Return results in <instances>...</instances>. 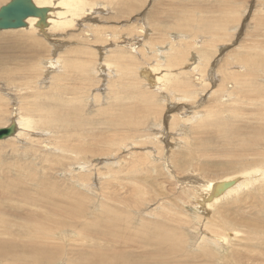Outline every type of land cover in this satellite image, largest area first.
<instances>
[{
	"label": "rangeland",
	"instance_id": "obj_1",
	"mask_svg": "<svg viewBox=\"0 0 264 264\" xmlns=\"http://www.w3.org/2000/svg\"><path fill=\"white\" fill-rule=\"evenodd\" d=\"M7 1L8 0H3L1 4ZM91 2H97L94 3L97 7H94L91 11H86L83 15L84 17L78 18V20H76L77 22L73 25L67 26L66 28L68 29L57 28L48 32V37L46 35L44 38L39 37L42 44L22 45L16 43V40H19L16 36L23 35L22 32L18 31L10 34L5 33L4 36H0V127L10 124L14 120L16 108H19L20 94L19 92H15L16 87L30 83V85L33 86V91L37 90L36 88L38 87H43L47 90V85L51 84V76L61 72H63L64 75L67 74L68 77L64 84H72L77 71L83 70L81 69V60H89L91 58V60H94V68H91L93 72L89 71V77L91 76L90 84L83 82L84 85L89 84L83 91H80L81 86L77 85V90L68 95L80 97V101H74L73 104H68L66 102V104L75 107L79 112V118L87 122L91 120V113L94 118L112 120V106L117 103L113 98L112 88L114 83L119 81L123 84L121 92L125 93V95L119 98V106L116 105L118 111H120V113L122 112L121 114L118 112L119 116H117V118L120 121H126L127 119L128 122L134 125L137 124V126L131 128L140 130L141 136L138 137V134L135 135L130 131H120L117 134L112 132L107 136L89 134L78 126V133L63 140L61 142V150H55V145L57 146V142L61 138L63 132L73 128L72 125H68L62 128L57 127V131L45 132V130L44 132L47 134L44 133V136L47 135L45 136L48 139L47 145L44 143L45 137L43 133L41 134L42 130L32 131L28 135H23L19 138H11L13 140L0 139V253H3L0 263L5 259H10L12 261L17 260L15 258L16 256L22 257L25 255L28 259L26 264H31L33 259L32 256L28 255L27 249L22 247L13 248L11 245H20L23 242H28L30 238L36 237L37 235H34L33 232L38 229L42 230L40 226L43 223H47V225L46 229H43L42 235H51L55 238V243L61 240H68L63 245L65 249H68L67 251H64V249H55L54 251H57L58 254L66 252V255L72 259V262L80 261V256L84 253V249L89 246L91 247L92 244L96 246L98 241L102 240L100 234L110 230L109 227L111 225H115V228L119 230V232H123L125 225L122 224L125 222V217L121 219V222L114 221L112 219L114 215L110 213L111 211L113 213H119L120 215L135 217V219L128 224L130 232L135 233L134 229L138 228L142 220H149L154 224V219L145 215H150V213L154 215V212L156 213L158 209H162V206L164 207V212L172 208L177 212L179 211L178 214L166 215L165 217H169L170 219L165 221L176 231H182L184 229L182 232L190 241L189 245H186L187 250L184 253L193 250L201 252L202 249H198L200 248L198 247L200 244L199 242L202 241V237L206 236L208 231L210 233L207 223L209 222L208 220H211L216 214V208L219 209L220 206H228L229 203L232 204L235 202L234 205L229 207V213L235 212L232 214L238 218L240 214L248 213L254 202L259 203L258 200H262L256 197V195L261 192L259 188L264 187V182L262 185L260 182H254L251 187H246V190L243 188L244 191L242 189V191H238L239 193H234V196L226 197L224 201L220 202L215 208L204 205H200L201 207L199 208L194 206L195 204H193V202L201 198L200 196L202 194V196L208 194L202 185L207 184L209 180L221 178L233 172L234 176L241 175V171L239 170L242 167V163L240 160L244 155L239 154H245V152L242 151V147L238 145L239 143L229 144V141H224V137L221 136L222 139L219 134L216 135V138L212 135L213 133H204L194 136L191 131L193 120L187 121L188 118H184L182 115L186 114V116L190 118L195 111L200 112V115H202L205 106L209 103L212 104L213 100L217 101L222 94L227 93V90L224 89L226 86L223 85L224 87H221V83L223 84V77L219 72V67L222 69V64H224V62L232 60L231 71L234 73L242 72L244 74L247 72L245 71L246 58L254 57V62H256L260 55L262 56L263 54L264 57V0H95ZM61 8H58L57 11L64 10ZM98 14L102 17H99ZM224 18L227 19L228 23L225 22L226 19ZM89 21H92V24ZM87 22L89 27L86 26ZM223 22H225V24H223ZM259 22L262 23L261 26H258ZM102 23H104V25H102ZM75 24L78 25L76 26ZM217 24L218 26L227 24V36L223 37L222 35H224V33L222 34L221 29L218 30L215 28ZM99 27L100 29L96 30V28ZM213 28L218 32L217 34H222L221 37L223 38L219 40V36L217 42H214L215 45H208L207 43L213 39L212 34L214 32H210V29L213 30ZM113 29L114 31H112ZM67 31H71L70 34ZM72 31L77 32L73 34ZM170 32L172 35H170ZM112 34L116 35L114 36L115 38ZM5 36L9 38L7 39ZM97 36H99V38H97ZM160 36L162 38H160ZM173 38L174 40H172ZM51 41L56 42V44L59 43V45L63 44L67 46L64 48H59L60 46L54 47L56 51L54 52L53 46L51 47ZM14 42L15 44H13ZM117 42L122 44V46H119ZM177 42H179V44H177ZM201 43H204V45H201ZM89 44H91V46ZM33 45L35 48L32 47L34 49H31ZM97 45L99 46L96 48ZM158 45H160L161 48ZM131 46H134V48ZM167 46L182 49L186 52L184 57L185 62L181 64V66L174 67L173 65L171 67V69L175 71L174 74L172 73V76L174 78L178 77L179 79L175 81L172 80L171 83L168 84V86L170 85L169 87L165 86L162 90L154 89V91H151L145 86L147 82L143 80V83L142 80L139 79V77L142 79L145 77L141 70L144 69L146 71L151 65L156 63L161 64L162 62L166 70H164L165 68L163 67L161 70L159 69V71L162 73L167 72L169 68L164 65V63H167L164 62L167 59L166 53H170V51L166 52V48L168 49ZM201 46L203 47L201 48ZM27 48L31 50H27ZM65 48L66 50L60 55L62 57L60 60L63 62V59H65L69 63L71 57L75 58V61L72 62L74 68H63L61 63L58 62V66L54 71V68H50L48 71V65L45 67L44 63L54 58L57 60V57L54 56H57L59 51L62 52V49ZM130 48H133L134 52L137 51L134 53ZM209 48H211L210 54L206 52ZM69 49L70 52L68 53ZM118 51H123L124 57L122 62L116 65L111 60H117L114 58L115 55L113 54ZM188 51L191 52L189 53ZM202 51L206 56L205 58L208 57L209 63L198 66L197 72L190 71V66L195 59H197V57L201 59ZM236 51L240 52V54H244L242 58L239 57L241 60L233 58L237 54ZM25 52L28 53L25 54ZM90 53L93 54L91 57L88 55ZM246 54L248 55L246 56ZM255 55L259 56L256 57ZM107 57L108 59H106ZM105 59L110 60V62H112L111 64L114 66V69H112L113 72H109V76L107 75L109 71V69H107L108 61ZM100 63H106V66L104 67L105 70L100 69L99 72L98 66ZM189 63L190 65H188ZM35 66H38L39 70L37 71L34 69L36 72H32L31 69ZM237 67L238 69H236ZM254 67L256 68V66ZM177 69H179V72H176ZM87 71L88 70H86V72ZM46 72H50L51 74L48 73L47 81L43 82ZM196 73H200L203 80H206L204 81L206 86H201L197 83ZM261 78H264V72L258 70V73H255L254 70V88L259 85L257 86L258 90L254 91V98L257 99L254 100V107L250 104L245 106L241 102V98L235 94L231 95L230 98H224L225 101H223L221 109V111L223 110L221 120L225 122L222 124L225 129H222L221 132L226 133L227 129H230L228 128L229 124L233 128L236 127L239 129L240 133L243 131L247 133L249 129L246 128L247 131L244 130V126L238 122L239 120L248 122L247 125L250 127L251 125L258 126V124L263 123L262 129L264 131V111L260 113V111L264 109V81H262ZM136 79H138L141 84H139ZM37 80L39 81L38 83ZM188 81L192 85H189ZM42 82L45 84H40ZM230 86H232V83H230ZM216 88L217 90L219 89L218 93L213 92ZM70 89L73 90L72 87H70ZM230 89H233V87H230ZM142 92L153 93L157 98V102H147L143 100L141 97V94H143ZM165 92L169 94L168 97L164 95ZM93 93H97L96 98L98 99L95 100V98L92 97ZM32 94H34L32 90L25 93L27 97L24 98V107L22 110L25 111L28 109L38 113L39 109L45 107L41 104L46 102L44 99H47V97L42 96V99H36ZM188 96L190 100H187ZM162 97L165 98L163 99ZM49 103L51 102H46V104ZM244 106V114H246H243L244 119H241V117L237 115L239 112H236L235 109ZM102 110H105L107 113L102 114ZM253 110L254 112L260 111L253 115L251 114ZM173 115L176 116L174 121H172ZM113 138L117 144L113 146L111 152L103 155L99 160L97 159L95 161L94 159V162L92 160L85 163L77 161L79 154L66 150L72 143L88 140L99 144V146H101L99 152L104 153V141ZM122 139L128 142L130 141L131 143L136 141L137 144L135 145L137 146L150 145L153 148L152 155H154V158H152L149 153L148 155L151 158H148V155H145L143 152L144 149L141 152L137 147L134 149L129 148L127 152L122 151L124 147L119 149ZM192 144L195 147H193V149H191ZM47 146L50 147L47 148ZM132 150L134 152L133 154H131ZM199 150H204V153L201 151L200 152L203 154L199 153ZM211 150L213 152L218 151V154L204 155L206 152L210 154ZM254 150L256 149L254 148ZM260 150H264V147L260 148ZM248 157L254 164H257V161L260 162L264 158L262 154L248 155ZM71 158H74L76 161L72 162ZM79 162H81V164ZM116 162L118 164H116ZM80 165L83 166L81 167ZM110 169H113L115 172L110 171ZM43 178L49 180V183H44L42 181ZM193 186L195 188L198 187L197 192H195ZM200 189H202V191ZM205 191L207 193H205ZM7 193H10V195H7ZM236 194H238V196ZM72 196H74V199H72ZM25 197H29L32 203H26ZM41 198H44V201H42ZM141 202L147 203V205H142L143 207L140 208L139 205H141ZM56 208H64L76 214H79L80 210L83 209L84 213L81 215L80 219L64 217L60 216L55 211ZM152 209L156 210L153 211ZM141 210L144 215L141 214ZM234 215L233 217H235ZM106 217H109L108 227H106ZM178 218L186 220L188 224L184 225L180 223ZM195 225L198 226L195 228ZM227 225L228 223L225 229L231 227H227ZM244 228L242 227L243 232L240 235L243 240L240 238L238 242H232L235 244L238 243L241 247L238 246L239 248L233 250L231 249L233 245L230 244L227 247L225 245V248L230 247V250H225V252L227 251L229 253H221V251L213 254L212 256L214 257L208 256L205 257L204 260L203 258H199L194 263L193 261L181 259V257V262L177 263L176 257H172L171 264H233V257L236 256L238 252L243 256L246 255L244 258L245 264H254L251 259L252 256H254V252L250 250L252 249L251 247H254V244L252 245L250 242L257 243L256 245L260 246L261 250H264V242L258 243L256 239L250 241L253 235L252 232H250L252 230L246 227L247 230L245 229V231L247 234L249 233L246 235ZM151 231L156 232L153 228ZM153 232H151V237L147 239V244H144L142 249H134V253L132 250L130 251L131 254H137L138 257L136 256V260L133 259V262L129 261L128 264H151L152 262H149L143 255L146 253H148L149 256H155L157 260L159 259V256L153 254L159 249L158 246H160ZM146 236L147 235H145V239ZM196 236L197 238H195ZM247 238L250 240L248 241ZM71 240H73V242H71ZM7 243L8 246H2ZM102 243L103 245L105 244L104 242ZM230 252H237V254L234 253V255ZM196 255L197 257H202L201 253H196L195 256ZM227 255H231V258H224ZM162 258L170 260L168 256ZM259 258H261L259 264H264V255H261ZM55 264H70V262L64 261Z\"/></svg>",
	"mask_w": 264,
	"mask_h": 264
},
{
	"label": "bare ground",
	"instance_id": "obj_2",
	"mask_svg": "<svg viewBox=\"0 0 264 264\" xmlns=\"http://www.w3.org/2000/svg\"><path fill=\"white\" fill-rule=\"evenodd\" d=\"M3 0H0V8L6 4H8L11 0H8L6 3L1 4ZM35 2L36 5L38 6H47L49 7V12L47 15V24L43 26V28L40 29V27L38 28L37 22H38V17H29L27 19V26L26 27H22V28H18V29H8V30H0V36H4L5 33H12V32H22L23 35L21 36H16L17 39L16 43L18 44H22V45H30V44H42L41 39H39V37L44 38V37H48V32H51L54 29L57 28H63V29H68L66 28L67 26H71L73 25L75 22H77L76 20H78V18L82 17L86 11H91L94 7H97L96 4L97 2H91V1H95V0H33ZM102 1V0H101ZM105 1V0H104ZM110 1V0H109ZM115 1V0H113ZM100 2V1H99ZM107 2V1H106ZM147 3V2H146ZM111 4V3H110ZM113 4V3H112ZM104 5V4H103ZM63 8V11H57L58 8ZM61 8V9H62ZM100 8V7H99ZM208 8V7H207ZM89 14V13H88ZM89 16V15H88ZM99 16V14H98ZM241 16V15H240ZM84 17V16H83ZM87 17V16H86ZM85 17V18H86ZM102 17V16H99ZM260 17V16H259ZM84 18V19H85ZM97 18V17H96ZM108 18V17H107ZM190 18V17H189ZM222 18V17H221ZM262 18V17H261ZM260 18V19H261ZM82 19V18H81ZM83 19V20H84ZM109 19V18H108ZM188 19V18H187ZM226 19V18H224ZM258 19V18H257ZM263 19V18H262ZM261 19V21H262ZM87 20V19H86ZM85 20V21H86ZM90 20V19H89ZM99 20V19H98ZM101 20V18H100ZM104 20V19H103ZM110 20V19H109ZM183 20V18H182ZM189 20V19H188ZM187 20V21H188ZM264 20V19H263ZM84 21V22H85ZM192 21V20H191ZM221 21V19H220ZM90 22V21H89ZM92 22V21H91ZM90 22V23H91ZM215 22V21H214ZM226 23H228L227 19L225 21ZM225 22H223V24H225ZM263 22V21H262ZM82 23V21H81ZM79 24V22H78ZM78 24H75L76 26ZM92 24V23H91ZM219 25L217 24V26H215L216 29L222 31V34L224 33V35L222 34H217L218 32L213 28V30L210 29V32H214L212 34L213 39L211 37V41L208 42V45H215L214 42H217V38L220 36L219 40H222V38L224 36H227V27L226 25ZM261 22L258 23V26H261ZM88 22L87 25L88 26ZM102 25H104V23H102ZM106 25V24H105ZM114 25V24H113ZM149 25V24H148ZM180 25V24H179ZM216 25V24H215ZM81 26V25H80ZM79 26V27H80ZM98 26V25H97ZM101 26V25H100ZM108 26V25H107ZM111 26V25H110ZM142 26V25H141ZM140 26V27H141ZM89 27V26H88ZM94 27V26H92ZM96 27V25H95ZM113 27V26H112ZM162 27V26H161ZM160 27V28H161ZM178 27V26H177ZM72 28V27H71ZM82 28V27H80ZM116 28V27H115ZM143 28V27H141ZM145 28V27H144ZM157 28V27H156ZM180 28V27H179ZM89 29V28H88ZM87 29V30H88ZM94 29V28H93ZM100 29L99 28H96ZM239 29V28H238ZM43 30V31H41ZM73 30V29H72ZM78 30V29H77ZM83 30V29H82ZM108 30V29H107ZM150 30V29H149ZM153 30V29H152ZM182 30V29H181ZM240 30V29H239ZM84 31V30H83ZM86 31V30H85ZM89 31V30H88ZM95 31V29H94ZM114 31V29L112 30ZM158 31V30H157ZM156 31V32H157ZM165 31V30H164ZM176 31V30H175ZM68 32V31H67ZM71 32V31H70ZM70 32H68L70 34ZM73 32V31H72ZM74 31L73 34H75ZM78 32H82V31H78ZM107 32V31H106ZM153 32V31H152ZM57 33V32H56ZM93 33V32H92ZM104 33V32H103ZM113 33V32H112ZM158 33V32H157ZM156 33V35H157ZM163 33V32H162ZM174 33V32H173ZM196 33V32H195ZM65 34V33H64ZM95 34V33H94ZM116 34V33H113ZM112 34V35H113ZM144 34V33H143ZM142 34V35H143ZM176 34V33H175ZM189 34V33H188ZM46 35V36H45ZM51 35V34H50ZM57 35V34H56ZM60 35V34H59ZM66 35V34H65ZM104 36L106 34H103ZM109 35V34H108ZM139 35V34H138ZM160 35V34H159ZM158 35V36H159ZM164 35V34H163ZM166 35V34H165ZM170 35H172V33L170 32ZM180 35V34H179ZM187 35V34H186ZM185 35V36H186ZM191 35V33H190ZM221 35L223 37H221ZM253 35V34H252ZM54 36V33H53ZM63 36V34H62ZM67 36V35H66ZM79 36V35H78ZM90 36V35H87ZM103 36V37H104ZM107 36V35H106ZM116 35H113V37ZM120 36V35H119ZM151 36V35H150ZM178 36V34H177ZM183 36V34H182ZM55 37V36H54ZM59 37V36H58ZM76 37V36H74ZM91 37V36H90ZM89 37V38H90ZM95 37V36H94ZM109 37V36H107ZM106 37V38H107ZM190 37V36H189ZM204 37V36H203ZM208 37V36H207ZM5 38H9L7 36H5ZM51 38V37H50ZM72 38V37H70ZM88 38V39H89ZM97 38H99V36H97ZM115 38V37H114ZM126 38V37H125ZM160 38H162L160 36ZM164 38V37H163ZM181 38V37H180ZM179 38V39H180ZM187 38V37H185ZM194 38V37H193ZM110 39V38H107ZM106 39V40H107ZM112 39V38H111ZM152 39V37H151ZM159 39V38H158ZM165 39V38H164ZM170 39V37H169ZM178 39V40H179ZM204 39V38H203ZM47 40V39H46ZM59 40V39H58ZM62 40V38H61ZM71 40V39H70ZM93 40V39H92ZM97 40V39H96ZM120 40V37H119ZM167 40V39H165ZM174 40V38L172 39ZM177 40V39H176ZM218 40V41H219ZM49 41V40H47ZM46 41V42H47ZM57 41V40H55ZM75 41V40H74ZM77 41V40H76ZM88 41V40H87ZM111 41V40H110ZM115 41V40H114ZM130 41V40H129ZM151 41V40H150ZM186 41V40H185ZM203 41V40H202ZM206 41V40H205ZM52 42V41H51ZM89 42V41H88ZM98 42V41H97ZM122 42V40H121ZM124 42V41H123ZM147 42V41H146ZM80 43V42H79ZM111 43V42H110ZM119 44V46H122V44H120L119 42H117ZM161 43V42H160ZM184 43V42H183ZM197 43V42H196ZM15 44V42L13 43ZM49 44V43H48ZM51 47L53 46V50L54 52L55 49L54 47H65L67 45H59V43L56 44V42H52L51 43ZM92 44V43H91ZM91 44H89L91 46ZM117 44V45H118ZM125 44V43H124ZM127 44V43H126ZM157 44V43H156ZM171 44V42H170ZM177 44H179V42H177ZM193 44V42H192ZM204 45V43H201V45ZM45 45V44H44ZM87 45V44H86ZM106 45V44H105ZM128 45V44H127ZM163 45V44H162ZM189 45V44H188ZM246 45V44H245ZM99 45L96 46V48ZM135 46V45H134ZM134 46H131L134 48ZM160 47V45H158ZM166 46V45H165ZM217 46V45H216ZM253 46V45H251ZM28 47V46H27ZM34 47L31 46V49ZM126 47V46H125ZM146 47V46H145ZM158 47V48H159ZM164 47V46H163ZM168 49L166 48V52L170 51V53H166L167 55V59L164 62L165 66H167L169 68V70L165 73H162L161 71H159V69L161 70V68H163L164 66L162 65L163 63L161 62V64H154L151 65L149 67V69H147L146 72L144 69L141 70L144 79L140 78V80H143L147 82V84L145 86H147L151 91H154V89H164V87L168 86V84L171 83V81H175L178 80V77H173L172 73L174 74V69H171V67L174 65V67L177 66H181V64H183L185 62V54L186 52L182 49H176L173 47H169L167 46ZM203 46H201L202 48ZM254 47V46H253ZM256 47V46H255ZM69 48V47H68ZM75 48V47H74ZM114 48V47H113ZM127 48V47H126ZM133 48H130V50H133ZM152 48V47H151ZM155 48V47H154ZM157 48V47H156ZM161 48V47H160ZM159 48V49H160ZM194 48V47H193ZM198 48V47H197ZM205 48V46H204ZM247 48V47H246ZM257 48V47H256ZM30 49V48H29ZM27 48V50H29ZM30 49V50H31ZM129 49V48H127ZM147 49V48H146ZM264 49V48H263ZM61 50V49H60ZM65 49H62V52L59 51V54L54 57H57L54 59H50L48 61H43L45 62L44 65L45 67H47L48 65V71L50 68H54L53 71L55 70V68H57V63H61V66L63 68L68 67V68H74L73 67V63L75 61V58L71 57L70 62L68 63L65 59H63V62L60 60L62 57L60 56L61 53H63ZM85 50V49H83ZM101 50V49H99ZM129 50V51H130ZM162 50V49H161ZM191 50V49H188ZM215 50V49H214ZM24 51V49H23ZM73 51V50H72ZM102 51V50H101ZM130 51V52H132ZM137 51V50H136ZM135 51V52H136ZM163 51V50H162ZM192 51V50H191ZM190 51V52H191ZM211 48H209L206 52H208L210 54ZM241 51V50H240ZM29 52V51H28ZM28 52H25V54H27ZM32 52V51H31ZM53 52V54H54ZM58 52V50H57ZM70 52V49L68 51V53ZM84 52V51H83ZM82 52V53H83ZM108 52V51H107ZM106 52V53H107ZM134 52V53H135ZM156 52V51H155ZM189 52V51H188ZM189 52V53H190ZM213 52V51H212ZM218 52V51H217ZM237 52V51H236ZM244 52V51H243ZM264 52V51H263ZM110 53V52H109ZM154 53V52H153ZM193 53V52H192ZM191 53V54H192ZM23 54V52H22ZM98 54V53H97ZM139 54V53H138ZM150 54V53H149ZM152 54V53H151ZM195 54V53H194ZM202 56L201 59L197 57V59H195V61L192 63V65L190 66V71L193 72H197L198 70V66L204 64V63H209V59L208 57L205 58L206 56L204 55V52H201ZM216 54V53H214ZM90 55V57L93 55L92 53L88 54ZM113 55L115 59H117L116 61L111 60L112 62H114L116 65H119L124 57V52L123 51H118L115 52ZM235 55V54H234ZM248 54H246L247 56ZM33 56V55H32ZM35 56V55H34ZM97 56V55H96ZM163 56V55H162ZM244 56V54H240V52H237L236 56H234V59H240ZM250 56V55H249ZM254 56V55H253ZM256 56V55H255ZM259 56V55H257ZM256 56V57H257ZM70 57V56H69ZM111 57V55H110ZM194 57V56H193ZM232 57V56H231ZM241 57V58H239ZM195 58V57H194ZM225 58V57H224ZM229 58V57H228ZM99 59V58H98ZM108 59V57L106 58ZM105 59V60H106ZM160 59V58H159ZM191 59V58H190ZM254 57L252 58H246L245 62H246V66H245V72L244 74L242 72H236L234 73L233 71H231V65H232V60H228L227 62H224V64H222V69L219 67V72L222 74L221 76L223 77L222 82L221 83V87L223 88L225 85L227 90V93H224L220 96V98H218L217 101L213 100L212 104L209 103L207 106H205V108L203 109V114L200 115V112H194L192 117H188L186 116V114H183L182 117L184 118H188L187 121L193 120L192 122V128L191 131L193 133L194 136H198V135H202L204 133H213L212 135L216 138V135H220V137H224V141H229V144H234V143H239L238 145H240L242 147V151L245 152V154H239V155H244V157L240 160V162L242 163V167L239 171H241V175L239 176H234V172L233 173H229L227 175H224L221 178H217V179H212L209 180L207 182V184L202 185L203 188L206 189V191L208 192L207 195L204 196H200L201 198H198L197 201H194L193 204H195L194 206H196L197 208L201 207L200 205H204V206H209V207H217L219 205L220 202L224 201V199L226 197L229 196H234V193H237L238 191H242V189L246 188V187H251L252 184H254V182H260L261 185L264 182V158L262 161L258 162L257 164H254L253 161L251 159H249L248 155H254V154H262L264 157V150H260V148L264 147V131L262 129V125L263 123H256L258 124V126H254L251 125V127L249 125H247L248 122H244V120H239L238 122L243 124V129L246 130V128H248V132L244 133L243 132H239V129L233 128L231 125L228 124V128L226 133L225 132H221L222 129H225L222 124L225 123L224 121H222L221 117H222V104L223 101H225V97L230 98L231 95L235 94L236 96H239L241 98V102L246 106L247 104H250L252 107H254V100H257L256 98H254V91H257L258 88L257 85L254 88V70L255 73H258L259 71L264 72V57L263 54L262 56L260 55V57L257 58L258 61L254 62ZM56 60V61H55ZM108 61L107 63V69H109L107 75L109 76V72H113L112 69H114L113 64H111L112 62H110V60H106ZM188 61V60H187ZM235 61V60H233ZM94 60H91V58L89 60L87 59H82L81 60V69L83 70H79L77 71V73L75 74L74 77V81H72V84H64L67 77V74L64 75L63 72L61 73H57L56 75L53 74L51 76V84L47 85V90L44 89L43 87L40 88H36L37 90L33 91V86L29 84L27 85H23V86H18L15 89V92H19L20 94V102H19V108L15 110V115H14V122L17 124V130L15 132L14 135L6 138V139H10L13 140L11 138H19L20 136L23 135H28L30 132L35 131V130H42L41 134L45 132H52V131H57V127L62 128V127H67L68 125H72L73 128L70 130H65L61 136V138L59 139V141L57 142V146L55 145V150H61L62 149V141L68 139L71 135L77 134L78 133V126L86 131L89 134H98V135H109L110 133H114L117 134L120 131H130L133 134H138V137L141 136V131L138 129H134L131 128L133 126H137L134 125L133 123H130L127 121H120L118 120L117 116L118 112L120 113V111H118V109L116 108L118 105L119 106V98H121L123 95H125V93L121 92L122 89V83L119 81H116L113 85V98L115 99V101L118 103H116V105L112 106L113 109V113H112V120L110 119H98V118H94L93 114L91 113V120L89 122L79 118V112L78 110L73 107V106H69L66 104V102L68 104H73L74 101H80V97H73L71 95H68L74 91H76V86H81V90L83 91L85 90L88 85L91 82V76L89 77V71L93 72V70L91 68H94ZM148 62V61H147ZM156 62V61H155ZM189 62V61H188ZM97 63V62H96ZM149 64V63H148ZM43 65V66H44ZM190 65V63L188 64ZM207 65V64H205ZM235 65V64H234ZM106 66V63H100L98 66L99 72L100 69H104V67ZM184 66V65H183ZM186 66V64H185ZM184 66V67H185ZM203 66V65H202ZM236 66V65H235ZM256 66V68L254 67ZM218 67V66H217ZM239 67V66H238ZM238 67L236 69H238ZM97 68V67H96ZM165 68V67H164ZM186 68V67H185ZM25 69V68H24ZM34 69H36L37 71L39 70L38 66L33 67L32 72H36ZM47 69V68H46ZM181 69V68H180ZM217 69V68H216ZM15 70V69H14ZM63 70V69H62ZM60 70V71H62ZM86 70H88L86 72ZM96 70V69H95ZM94 70V71H95ZM102 70V71H103ZM166 70V68L164 69ZM179 69H177L176 72ZM182 70V69H181ZM243 70V68H242ZM29 71V70H28ZM46 71V70H45ZM183 71V70H182ZM188 71V70H187ZM13 72V71H11ZM52 72V71H50ZM50 72H46L45 78L43 79V82L47 81V77H48V73ZM185 72V71H184ZM223 72V73H222ZM10 73V72H9ZM14 73V72H13ZM54 73V72H52ZM11 74V73H10ZM51 74V73H50ZM196 80L197 83L200 84L201 86H206V83L203 80V78L201 77L200 73H196ZM185 75V73H184ZM220 75V74H219ZM13 76V75H12ZM74 76V75H73ZM187 76V75H186ZM11 77V76H10ZM216 77V76H215ZM13 78V77H12ZM15 78V77H14ZM30 78V77H29ZM262 79V78H261ZM40 80V79H39ZM12 81V80H11ZM80 81V82H79ZM136 81H138V79H136ZM262 81H264V78L262 79ZM39 81L37 80V83ZM40 83V84H45V83ZM83 82L85 83H89V84H83ZM139 84L140 81H138ZM177 82V81H176ZM189 82V81H188ZM19 83V82H18ZM144 83V82H143ZM230 83H232V86H230ZM264 83V82H263ZM188 84V83H187ZM189 85H192L189 82ZM35 86V85H34ZM138 86V85H137ZM170 86V85H169ZM168 86V87H169ZM187 86V85H186ZM13 87V86H12ZM70 87L73 88L70 89ZM107 87V86H106ZM174 87V86H173ZM185 87V86H184ZM220 87V88H221ZM230 87H233V89H230ZM11 88V87H10ZM130 88V87H129ZM175 88V87H174ZM3 89V88H2ZM7 89V88H5ZM4 89V90H5ZM166 89V88H165ZM8 90V89H7ZM30 90H32V92L34 94L33 97H35L36 99H42V96H46L47 99H44V101L46 102H51L49 104H46V102H44L43 106H45L44 108L39 109L38 113L30 111L28 109H26L25 111H23V107H24V98H26L27 96L25 95L26 92H29ZM167 90V89H166ZM177 90V89H176ZM181 90V89H180ZM183 90V89H182ZM219 90V89H218ZM217 90V88L215 89V91L213 92H219ZM191 91V90H189ZM249 91V92H248ZM93 92V91H92ZM91 92V93H92ZM97 92V91H96ZM12 93V92H11ZM143 94H141V97L143 100H146L147 102H152L155 101L157 102V98L154 96L153 93L151 92H142ZM156 93V92H155ZM186 93V92H184ZM9 94V93H8ZM23 94V95H22ZM248 94V95H245ZM11 95V94H10ZM121 95V96H119ZM165 96L168 97V93L165 92L164 94ZM177 95V93H176ZM97 93H93V96L96 99ZM104 96V95H103ZM161 96V95H159ZM163 99L165 97H162ZM178 99V97H177ZM180 99V98H179ZM184 99V98H181ZM123 100V99H122ZM121 100V101H122ZM162 100V99H161ZM169 100V99H167ZM166 100V102H167ZM187 100H190L189 96L187 97ZM16 101V100H15ZM60 101V102H59ZM93 101V100H92ZM171 101V100H170ZM173 101V99H172ZM54 102V103H53ZM161 103V102H160ZM17 104V103H16ZM159 104V103H158ZM187 104V103H186ZM211 104V105H210ZM156 105V104H155ZM168 105V104H167ZM17 106V105H16ZM144 106V105H143ZM151 106V105H150ZM193 106V105H192ZM245 106L242 108H238L235 109L236 112H239L238 117H241V119H244L243 114L245 112ZM21 108V109H20ZM151 108V107H150ZM127 109V108H125ZM152 109V108H151ZM146 110V109H145ZM162 111V110H161ZM260 111V110H259ZM257 112H253L251 111V114H256ZM264 111V109H262L260 111V113H262ZM147 112V111H146ZM145 112V113H146ZM192 112V111H191ZM102 114H106L107 112L105 110L101 111ZM122 113V112H121ZM120 113V114H121ZM126 114H127V110H126ZM149 114V113H147ZM246 114V113H245ZM244 114V115H245ZM123 116V115H122ZM126 116V115H125ZM133 116V115H132ZM74 117V118H73ZM78 117V118H77ZM101 118V117H99ZM127 118V117H126ZM176 118L175 115H173V119L172 121H174V119ZM200 118V119H199ZM259 118V117H257ZM136 120V119H135ZM195 121V122H194ZM264 121V119H263ZM11 124V123H10ZM10 124H7L5 126L0 127V129L8 127ZM232 124V123H231ZM225 125V124H224ZM233 125V124H232ZM141 126V125H140ZM234 126V125H233ZM165 127V126H164ZM42 128V129H40ZM125 128V129H124ZM46 130V131H45ZM45 131V132H44ZM247 131V130H246ZM40 132V131H39ZM37 134V133H36ZM47 134V133H45ZM39 135V134H38ZM32 136V135H31ZM47 136V135H45ZM44 136V137H45ZM49 136V135H48ZM244 138H243V137ZM255 136V137H254ZM26 137V136H25ZM30 137V136H29ZM221 137V138H222ZM39 138V137H38ZM6 139H1V140H6ZM223 139V138H222ZM38 140V139H37ZM9 141V140H8ZM6 141V142H8ZM48 141V139L45 137V141L44 143L46 144ZM238 141V142H237ZM15 142V141H14ZM34 142V141H33ZM41 143V141H40ZM129 141H125L124 139L121 140L120 144H121V148L122 151H126L131 148H138L141 150L144 149V153L145 155H148V153L150 154V156L152 158H154V155H152L153 153V148L150 145H140L137 146L135 144L136 141H134L133 143H131ZM36 144V143H35ZM116 141L115 139H109L104 141V147L103 148L105 150L104 153L99 152L100 151V147L99 144L97 143H93L90 142L88 140H83L81 142L78 143H72L69 145V147L66 149L67 151H71V152H75L77 154H79V158L80 160L77 159V161H82L83 163L87 162V161H93L95 159V161L98 159H100L103 155L109 154L111 152V149L113 148L114 145H116ZM47 145V144H46ZM127 145V146H126ZM236 145V144H235ZM126 146V147H125ZM50 147V146H49ZM47 146V148H49ZM57 147V148H56ZM193 144L191 149H193ZM239 147V146H238ZM195 148V147H194ZM201 148V147H200ZM240 148V147H239ZM238 148V149H239ZM254 148L256 150H254ZM152 151H151V150ZM140 150H136V151H140ZM199 150V153L203 152L204 150L201 151ZM90 152V153H89ZM101 153V154H100ZM133 150L131 151V154H133ZM140 153V152H139ZM201 153V154H203ZM238 153V151H237ZM88 154V155H86ZM218 151L213 152L211 150V153L209 154L208 152H206L204 155H217ZM196 155V154H195ZM234 155V154H233ZM231 155V156H233ZM76 156V155H75ZM120 156V155H119ZM148 155V158H151ZM104 158V157H103ZM72 162L76 161V157L71 158ZM107 159V158H106ZM94 162V161H93ZM81 164V162H79ZM76 164V163H75ZM110 164V163H109ZM116 164H118L116 162ZM205 164V163H204ZM72 165V163H71ZM78 165V164H77ZM85 165V164H84ZM81 166V165H80ZM83 166V165H82ZM81 166V167H82ZM204 167V166H202ZM73 170V168H72ZM110 171L115 172L113 169H110ZM237 172V171H236ZM107 174V173H106ZM22 176V175H21ZM107 176V175H106ZM70 177V176H69ZM42 181L44 183H49V180H46L45 178L42 179ZM187 187V186H186ZM194 187V186H193ZM195 188V187H194ZM258 188V187H257ZM243 189V191H244ZM261 189V192L259 194L256 195V197L262 199V200H258L259 203H253L251 210L248 213H243L240 214V217L236 218L237 216H235L232 213L235 212H230V208L232 205H234L235 202H233L232 204H228L224 205V206H220V208H216L217 212L214 215V217L211 220H208L207 225L209 226V231L207 232L206 236L202 237V241L199 242L200 246L198 245V249H202L201 252L198 251H190L187 253H184L187 248L186 245H189V238L186 237V235L182 232V231H176L174 230V228L171 227V225H169L165 220L170 219L169 217H165L166 215H170V214H178V212L175 209H167L166 212H164V207L162 206V209H158L157 212H154V215L150 213L145 215L148 216L152 219H154V224H152L149 220H142L141 224L138 226V228L134 229L135 233H131L130 232V227L128 226V224L135 219V217H131V216H125V215H120L119 213H113L112 211L110 213H112L114 215V217L112 218L114 221H119L121 222V219L125 217V222L122 225L124 226V230L123 232H119V230H117L115 227V225H111L109 227L110 230H107L105 233L100 234V237L102 238V240L98 241V244L95 246L92 244V246L89 248H85L84 249V253L80 256V261H75L72 262V259L69 258L66 255V252H63L61 254H58L57 251H54L55 249H64V251H67L68 249H65V246H63L65 244V242H67L68 240H61L58 243H55V238H53L51 235H42V231L43 229H46V225L47 223H43L41 224L40 229L35 230L33 232L34 235H37L36 237L30 238L28 240V242H23L22 244H12L11 247L13 248H25L28 250V255L32 256L33 261L31 262V264H55L57 262H70V264H128L129 261H132L133 259L136 260V256L138 257L137 254H131V250L133 252L134 249L137 248H141L144 246V244H147V239L151 237V231L152 228L156 231L153 232V235L156 236L157 242L160 246H158V250L153 253L156 254L157 256H159V259L157 260L155 258V256H149L148 253L143 254L144 257L149 261L152 262L151 264H171V258L172 257H176V262H181V259H185L188 261H193L196 262L197 259L199 258H204L205 257H214L212 256L213 254H216L218 252L221 253H229V252H225L226 249L230 250L229 248H225L228 245H233V247L231 249H236L239 248L241 246L237 244H235L236 242H238L240 240V235L243 232L242 227L244 228V232L246 235L247 232L245 231L246 227H249L252 231V237H248L250 239H248V241H254L256 239V241L258 240V243H262L264 242V187L263 188H259ZM142 190V189H141ZM190 190V189H189ZM195 192L198 191V187H196ZM202 191V189H200ZM246 190V189H245ZM205 191V193H207ZM138 192V191H137ZM141 192V191H140ZM139 192V194H140ZM204 192V191H203ZM202 192V193H203ZM193 193V192H192ZM239 193V192H238ZM143 194V192H142ZM7 195H10V193H7ZM238 196V194H236ZM236 197V196H235ZM26 203H32V200L29 197H25ZM71 199V198H70ZM72 199H74V196H72ZM71 199V200H72ZM231 199V198H230ZM42 201H44V198H41ZM190 200V199H189ZM240 200V199H238ZM254 201V200H253ZM192 202V201H191ZM257 202V201H256ZM89 203V202H88ZM161 203V202H160ZM189 203V202H188ZM141 205H139L140 208H142V205H147V203L141 202ZM159 204V203H158ZM187 204V203H186ZM239 204V203H238ZM162 205V204H161ZM173 205V204H172ZM251 205V204H250ZM249 205V206H250ZM130 206V205H129ZM136 206V205H134ZM152 206V205H151ZM175 206V205H174ZM193 206V207H194ZM227 206V207H226ZM245 206V204H244ZM248 206V208H249ZM158 207V206H157ZM246 207V206H245ZM155 208V207H152ZM168 208V207H167ZM148 209V208H147ZM206 209V208H205ZM236 209V208H235ZM151 210V209H149ZM148 210V211H149ZM153 210V209H152ZM156 210V209H154ZM153 210V211H154ZM163 210V211H162ZM200 210V209H199ZM55 211L60 215V216H64V217H72V218H76V219H80L81 215L84 213V210L81 209L79 214H76L72 211H68L64 208H56ZM190 211V210H189ZM213 211V210H212ZM140 212H142L141 214H143V211L141 210ZM151 212V211H150ZM149 213V212H148ZM189 214V213H188ZM192 214V213H191ZM214 214V213H213ZM190 215V214H189ZM233 215L235 217H233ZM192 216V215H191ZM199 216V215H198ZM203 218V217H202ZM205 218V217H204ZM107 219V224L106 227H108L109 225V217H106ZM186 219V218H185ZM192 220V219H191ZM201 220V219H200ZM178 221L184 225H187L188 222L182 218H178ZM201 222V221H200ZM228 223V227L225 229L226 224ZM152 224V225H151ZM90 225V223H89ZM203 225V224H202ZM144 226V227H143ZM193 226V225H192ZM198 225H195V228ZM168 227V228H167ZM189 227V226H188ZM191 227V225H190ZM144 228V230H143ZM187 228V227H186ZM192 228V227H191ZM203 228V227H202ZM248 228V229H249ZM198 229V228H197ZM127 230V231H126ZM202 230V229H201ZM247 230V229H246ZM199 231V230H198ZM205 231V230H204ZM185 232V231H184ZM201 232V231H200ZM206 232V231H205ZM123 233V234H121ZM203 234V233H202ZM145 235L146 239H145ZM196 235V234H195ZM197 238V236L195 237ZM142 240V242H141ZM196 240V239H195ZM241 240H243L241 238ZM104 242L105 244L103 245L102 242ZM236 241V242H235ZM260 241V242H259ZM71 242H73V240H71ZM235 242V243H232ZM252 245L254 244V247H251L253 252H254V256H252V262H254V264H259V261L261 258V255H264V250L260 249V246L256 245L254 242H250ZM69 244V243H68ZM72 244V243H71ZM74 245V244H73ZM72 245V246H73ZM140 245V246H138ZM195 245V244H194ZM2 246H8L7 244H3ZM68 246V245H67ZM239 246V247H238ZM71 247V246H70ZM259 247V248H257ZM263 248V247H262ZM190 249V248H189ZM89 251V252H88ZM127 251V252H126ZM251 251V252H252ZM130 252V253H129ZM136 252V250H135ZM134 253V252H133ZM144 253V251H143ZM196 253H201L202 257H197V255L195 256ZM233 253V252H230ZM235 254H237V252H234ZM233 253V254H234ZM3 253H0V259H2V255ZM232 254V255H233ZM234 254V255H235ZM170 257V260L167 258H162V257ZM246 256V255H245ZM245 256H243L240 252H238V254L236 256L233 257V264H245ZM38 257V258H36ZM181 257V259H180ZM17 260H10V259H5L3 260V262H1L0 264H26V262L28 261L27 257L24 255L22 257L20 256H16L15 257ZM61 258V259H60ZM162 258V260H161ZM224 258L230 259L231 255H227ZM156 259V260H153ZM264 259V258H263ZM161 260V261H160ZM174 260V261H175ZM250 260V259H249ZM160 261V262H159ZM133 262V261H132ZM262 263V262H261ZM184 264V263H183Z\"/></svg>",
	"mask_w": 264,
	"mask_h": 264
},
{
	"label": "water",
	"instance_id": "obj_3",
	"mask_svg": "<svg viewBox=\"0 0 264 264\" xmlns=\"http://www.w3.org/2000/svg\"><path fill=\"white\" fill-rule=\"evenodd\" d=\"M49 7L38 6L33 0H11L0 8V30L26 27L29 17H38L37 25L43 28L47 24ZM17 124L12 121L8 127L0 129V139H6L15 134Z\"/></svg>",
	"mask_w": 264,
	"mask_h": 264
}]
</instances>
